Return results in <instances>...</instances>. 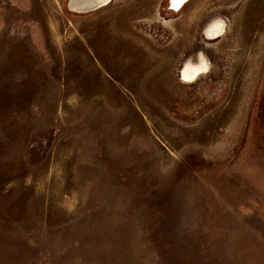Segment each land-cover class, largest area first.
<instances>
[{
	"label": "rangeland",
	"instance_id": "rangeland-1",
	"mask_svg": "<svg viewBox=\"0 0 264 264\" xmlns=\"http://www.w3.org/2000/svg\"><path fill=\"white\" fill-rule=\"evenodd\" d=\"M70 1L0 0V264H264V0Z\"/></svg>",
	"mask_w": 264,
	"mask_h": 264
},
{
	"label": "bare ground",
	"instance_id": "bare-ground-1",
	"mask_svg": "<svg viewBox=\"0 0 264 264\" xmlns=\"http://www.w3.org/2000/svg\"><path fill=\"white\" fill-rule=\"evenodd\" d=\"M184 0H170V9L173 11H179L186 2L182 5ZM109 2V0H71L70 1V7L74 8L77 12H83L88 11L91 9H95L101 6L106 5ZM182 6V7H181ZM223 23V22H222ZM225 24L223 23L221 26H215L213 28H209V30L206 32L208 36H218V34L221 33V31L224 29ZM220 32V33H219ZM202 59V58H201ZM202 64L199 66H191L193 64L185 65L182 69V75L184 78L190 79V77H198L197 75H201L203 72L208 70V64L204 62V60H201ZM196 64V63H195ZM187 79V80H189ZM192 81V80H189Z\"/></svg>",
	"mask_w": 264,
	"mask_h": 264
},
{
	"label": "water",
	"instance_id": "water-1",
	"mask_svg": "<svg viewBox=\"0 0 264 264\" xmlns=\"http://www.w3.org/2000/svg\"><path fill=\"white\" fill-rule=\"evenodd\" d=\"M187 1H189V0H184L183 3H182V5H183L185 2H187ZM181 7H182V6H181Z\"/></svg>",
	"mask_w": 264,
	"mask_h": 264
}]
</instances>
